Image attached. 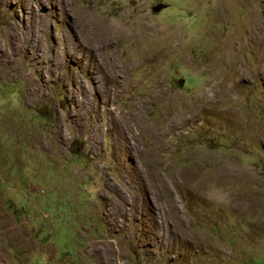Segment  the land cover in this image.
<instances>
[{
    "label": "rangeland",
    "instance_id": "rangeland-1",
    "mask_svg": "<svg viewBox=\"0 0 264 264\" xmlns=\"http://www.w3.org/2000/svg\"><path fill=\"white\" fill-rule=\"evenodd\" d=\"M0 264H264V0H0Z\"/></svg>",
    "mask_w": 264,
    "mask_h": 264
},
{
    "label": "bare ground",
    "instance_id": "bare-ground-1",
    "mask_svg": "<svg viewBox=\"0 0 264 264\" xmlns=\"http://www.w3.org/2000/svg\"><path fill=\"white\" fill-rule=\"evenodd\" d=\"M86 19V18H85ZM84 19V20H85ZM84 23L86 24V25H88V24H91V23H93V20L92 21H90V20H85L84 21ZM127 31V30H126ZM108 33H110V32H108ZM117 33V32H116ZM125 33V32H124ZM128 34V33H127ZM123 36V35H122ZM120 38H121V35H119L118 33H117V35L116 34H112V35H107V36H105L104 38H103V41L99 44L100 45V50L102 49V47L103 48H105V47H110L114 42H118L119 40H120ZM124 39V38H123ZM22 45H24L23 43H22ZM98 45V46H99ZM92 51H93V49H92ZM119 70V69H118Z\"/></svg>",
    "mask_w": 264,
    "mask_h": 264
},
{
    "label": "water",
    "instance_id": "water-1",
    "mask_svg": "<svg viewBox=\"0 0 264 264\" xmlns=\"http://www.w3.org/2000/svg\"><path fill=\"white\" fill-rule=\"evenodd\" d=\"M165 8V6L164 5H158L155 9H154V11L155 12H160L162 9H164Z\"/></svg>",
    "mask_w": 264,
    "mask_h": 264
}]
</instances>
